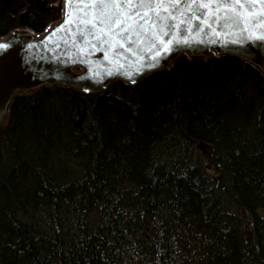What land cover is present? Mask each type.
<instances>
[{"label": "trees", "instance_id": "obj_1", "mask_svg": "<svg viewBox=\"0 0 264 264\" xmlns=\"http://www.w3.org/2000/svg\"><path fill=\"white\" fill-rule=\"evenodd\" d=\"M61 11L0 0V37ZM0 264H264L261 70L182 55L135 84L17 96L0 122Z\"/></svg>", "mask_w": 264, "mask_h": 264}, {"label": "water", "instance_id": "obj_2", "mask_svg": "<svg viewBox=\"0 0 264 264\" xmlns=\"http://www.w3.org/2000/svg\"><path fill=\"white\" fill-rule=\"evenodd\" d=\"M97 2L62 0L60 18L42 32L18 28L0 37V122L21 94L53 85L97 93L116 80L135 84L182 55H234L264 75V0H146L168 11H159L161 19L149 12L156 26L134 30L139 35L131 39L96 20L81 23L93 19L97 9L86 6Z\"/></svg>", "mask_w": 264, "mask_h": 264}, {"label": "snow or ice", "instance_id": "obj_3", "mask_svg": "<svg viewBox=\"0 0 264 264\" xmlns=\"http://www.w3.org/2000/svg\"><path fill=\"white\" fill-rule=\"evenodd\" d=\"M86 7H95L97 11L93 19L82 20L81 23L91 25L96 20L107 27L109 31L117 29V34H123L122 38L124 39L138 36L139 32L134 30L146 31L147 27L156 26V21L149 16V12L156 13L157 19H161L159 11H168L162 3L151 4L147 3L146 0H136V2L134 0H122L120 3H117L116 0H98L95 5L90 4ZM201 7L209 8L210 5L203 4ZM142 8H147L148 11H139ZM172 18L175 19V17Z\"/></svg>", "mask_w": 264, "mask_h": 264}]
</instances>
